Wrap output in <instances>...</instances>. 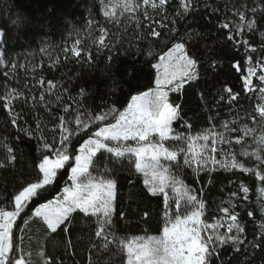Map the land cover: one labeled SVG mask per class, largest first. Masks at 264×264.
Returning a JSON list of instances; mask_svg holds the SVG:
<instances>
[{
	"label": "trees",
	"instance_id": "16d2710c",
	"mask_svg": "<svg viewBox=\"0 0 264 264\" xmlns=\"http://www.w3.org/2000/svg\"><path fill=\"white\" fill-rule=\"evenodd\" d=\"M178 3L179 0H171L166 3L165 10L174 15ZM189 4L195 6L190 7L183 20H177V33L173 35L171 24L164 29L158 27L163 12L139 10L110 17L106 14L110 0H0V32L6 31L0 44V95L13 90L21 93L20 97L13 95L14 107L22 110L27 126L35 130L39 121L40 131L36 135H43L49 141L55 137L58 141L63 131L58 117L65 115L66 120L72 119L62 112L64 106H69L72 111L77 107L75 101H80L84 106L81 111H96L103 102L111 105L114 101L122 111L132 95L154 88L155 70L149 66V60L157 62L158 54L166 51L172 43L182 42L188 53L198 60V75L168 97L170 103L180 105L182 110L183 121L173 122L174 131L200 135L211 130L224 133L234 141L238 132L225 133L222 123L237 130L251 128L254 131L248 137H241L243 147L233 143L229 150V145L225 143L219 147L224 148L227 155L219 151L214 155L229 164L235 155L237 162L258 170L261 165L255 162V156L249 159L242 153L255 152L260 147L257 140L264 134V120H261L258 111L261 105L259 92L255 84L251 92L243 89V80L233 64L239 61L246 73L248 56L253 61L264 59V51H261L264 49V0H189ZM253 9H256L255 13ZM238 10L255 20L253 30L235 29L236 23H242ZM13 21H19L18 26H14ZM225 22L229 24L228 28L222 26ZM150 26H154L161 35H149ZM229 36L233 39H228ZM102 40L108 47H102ZM244 40L249 42L247 54ZM253 48L255 51H252ZM149 50L156 55V60L148 55ZM109 54L111 60L107 58ZM49 81L54 85L51 89ZM229 89L231 94H238L236 102L231 100ZM57 94L60 100L56 99ZM41 95L44 96L43 101L40 100ZM184 121L191 125L190 129ZM68 127L74 129V122ZM253 135L256 140L252 139ZM87 138L84 136V139ZM152 140L159 138L153 136ZM123 143L137 146L136 141ZM177 143L186 147L187 141H164L165 147L170 150ZM202 143L198 141L197 145ZM6 146L11 147L18 157L10 162L9 167L0 168V207L11 210L12 195L22 184L36 178L40 152L37 140L11 125L7 110L0 107V160L7 156ZM110 146H116V142H111ZM57 147L60 145L57 144ZM75 147L78 150L79 144ZM110 155L104 153L107 167L112 169L107 178L115 179L117 188L113 223L107 229L109 239L114 236L119 241L161 235L164 220L162 195L153 196L148 192L143 182L145 177L135 171V156L109 158ZM52 158H55L54 154L50 156ZM163 164L168 165V162ZM98 167L102 172L104 163ZM193 168L185 166L182 178L205 202V216L210 222L226 216L219 209L234 206L245 226L246 240L240 246L241 250L237 252L225 246L218 253L219 258H213L212 264H264V243L258 247L249 243L254 234L259 240L264 232L260 227L264 220L261 212L264 197L259 193L264 184L254 172L239 168L216 166L211 172H200L198 177ZM89 171L99 178L93 167L90 166ZM169 174L176 175V169L173 168ZM68 175L70 168L67 166L59 170V188L49 192L47 199L59 196L65 184H70ZM209 180L211 183H208ZM240 185L249 188L247 200L242 198ZM166 191L170 200H174L175 193L171 189ZM233 193L237 195L232 196ZM47 199L42 202H47ZM175 210L173 204L170 215ZM185 210L182 200L180 211L183 213ZM249 211L252 216L248 215ZM72 216L75 217L74 224L67 232L59 234L46 232L38 219H30L25 225L18 218L17 225L24 229V258L30 264H44L45 259L51 261L53 258L55 264H126V250L118 243L109 244L107 249L100 247L103 238L95 236L99 229L98 217H88L79 212L72 213ZM14 232L20 235L15 225Z\"/></svg>",
	"mask_w": 264,
	"mask_h": 264
},
{
	"label": "snow or ice",
	"instance_id": "6c2138e0",
	"mask_svg": "<svg viewBox=\"0 0 264 264\" xmlns=\"http://www.w3.org/2000/svg\"><path fill=\"white\" fill-rule=\"evenodd\" d=\"M144 5H150L156 12H163L158 24L160 29H164L171 24V33H177V20H183L190 7L189 0H179L175 8V14L171 15L165 10L166 3L171 0H142ZM138 7L131 0H117L113 9L121 8L124 11H130ZM255 13L256 9L252 10ZM215 12V9H213ZM112 13L109 12L108 15ZM239 20L242 23H236L235 29L244 28L251 31L255 28V20H251L245 13L237 11ZM151 19V17H149ZM164 21H167L165 23ZM246 22V23H243ZM19 21H13L14 26H18ZM228 28L229 24L225 22L222 25ZM148 34L159 37L160 31L154 26H150ZM242 35V31L240 33ZM6 31L0 33V43ZM180 39H183L181 37ZM228 39H233L229 36ZM248 41L244 40L246 54L248 53ZM102 47H108L101 41ZM111 51V50H110ZM139 52L140 49L137 48ZM252 51H255L253 48ZM264 51V49H261ZM79 56V53H76ZM148 55L152 60H156V55L149 50ZM157 62L152 63L149 60V66L155 70V88H149L148 91L138 95H132L127 106L119 110L115 102L111 105L103 102L97 106L96 111L86 109L81 111L84 106L80 101H75L77 107L70 111L69 106H64L62 112L71 116V120H66L65 115L58 117L63 131L60 132L59 140L55 137L49 141L47 138L37 136L40 131V123L37 121L36 129L32 130L27 126L22 110L14 107L13 95L20 97L19 92H8L0 95V107L7 110V118L11 125L18 127V130L26 135L32 136L37 140V149L40 152L36 178L27 181L10 198L11 210L6 207H0V264H30L24 258L23 232L24 229L17 225L18 218L23 223L28 224L30 219H38L45 226V231L53 234L67 232L69 227L74 224L75 217L72 213H83L88 217H98L97 223L99 229L95 236L103 238L100 247L107 249L109 244L118 243L126 250V264H212L213 258H219L218 253L221 248L228 246L239 252L241 245L246 240L244 222L239 219V214L234 206L223 207L219 209L224 213L228 220L223 221L217 217L215 222L205 216L206 204L202 198L196 194V190L186 185L182 178V169L187 166L193 168L198 177L202 171L211 172L216 166L222 168H239L245 172H254L256 178L264 184V134H261L257 140L260 146L255 152H248L242 155L255 156V162L261 165L260 169H254L239 163L235 155L231 158V163H227L216 158V153L221 152L227 155V151L219 145L227 143L230 146L235 143L243 147L244 140L241 137H248L254 130L251 128L235 129L229 128L227 123H222L221 127L227 132H238L233 141L224 133L207 131L200 135H185L182 132H175L173 122L183 121L180 105L170 103L168 99L169 92L180 91L185 84L197 78L198 60L191 56L186 50L185 43L175 42L171 44L166 51L158 54ZM112 59L111 54L107 57ZM233 67L240 73L243 80L242 87L245 91L251 92L253 88V77L260 73L258 80L261 82L258 91L260 99L264 100V59L256 58L255 61L248 56L247 68L234 62ZM151 75V73H150ZM49 89L54 87L51 81L48 82ZM68 91V89H64ZM231 94V89L228 90ZM83 90H81V94ZM60 100L59 94L56 97ZM44 100V96H40ZM231 100L236 102L238 94H231ZM259 115L264 120V104L260 105ZM111 118V119H110ZM21 121L24 123L21 124ZM114 121V122H113ZM74 122L75 128H69L68 125ZM188 129L190 124L184 121ZM95 129V130H93ZM84 136H88L84 139ZM157 136L158 142L152 143V137ZM253 140L256 137L252 136ZM82 140V143L80 141ZM187 141L186 147H181L179 143L170 150L164 146V141ZM136 141L137 146L125 145L123 142ZM198 141L204 143L197 145ZM210 141V143H209ZM111 142H116V146H110ZM79 144L78 150L75 144ZM57 144L60 147H57ZM69 145L72 147L70 148ZM7 156L0 160V168H7L11 161L18 157L13 149L6 146ZM51 149V151H48ZM103 150V152L101 151ZM111 154L109 158H122L125 154L135 156V171L142 173L145 177L144 185L151 195H162L164 220L162 234L159 236H137L131 240L121 239L117 241L113 236L109 239L108 227L113 223L114 200L116 195L117 181L113 178H107L112 169L107 167V160L104 159V153ZM100 153V156H97ZM208 153V155H205ZM54 154L55 158L50 159ZM95 158V159H94ZM168 162V165L161 163V160ZM104 163V169L101 172L99 164ZM70 168V175L59 196L54 199H47L49 192L56 191L59 188L57 183L58 172L65 167ZM93 167L98 173L93 176L89 168ZM175 168L177 174L170 175L171 170ZM211 183V180L208 181ZM170 188L175 193V199L170 200L166 189ZM243 193V199H248L249 188L240 185ZM259 193L264 195V187L259 188ZM236 196L237 193L231 194ZM47 199V202H42ZM184 201L185 211H180L181 201ZM2 203V201H0ZM175 204V211L170 215V209ZM261 212L264 216V201L261 202ZM23 214V216H22ZM252 216L251 211L248 212ZM103 217V219H99ZM202 217H204L202 219ZM83 218V217H82ZM14 225L19 228L20 235L14 232ZM226 226V232L219 229ZM264 229V220L260 224ZM55 237H53L54 239ZM252 247H258L264 243V232L260 234L259 240L254 234L253 240L249 242ZM95 247V245H94ZM43 256V253H39ZM44 264H55V259L51 261L45 259Z\"/></svg>",
	"mask_w": 264,
	"mask_h": 264
},
{
	"label": "rangeland",
	"instance_id": "374dc122",
	"mask_svg": "<svg viewBox=\"0 0 264 264\" xmlns=\"http://www.w3.org/2000/svg\"><path fill=\"white\" fill-rule=\"evenodd\" d=\"M121 2H122V0H121ZM131 2L133 3V4H137L138 5V7H136V8H134V9H132V10H130V11H124L123 9H121V8H116V9H113V5L115 4V3H117V0H110V5L106 8V14L108 15V13L109 12H111L112 14L111 15H108V16H110V17H113V16H115V15H117L118 13H123V12H127V13H133V12H138L139 10H146L147 12H152V11H154L152 8H151V6L150 5H144L143 4V2H142V0H131ZM154 2H156V3H158V0H154ZM0 33H2V32H0ZM1 44V43H0ZM2 62V54H1V51H0V63ZM259 74H261L260 73V71H259V69L257 70V74L253 77V85L255 84L256 86H257V88H259L260 87V81L258 80V76H259ZM154 88H155V86H154ZM259 92V91H258ZM170 93L171 92H169V94H168V97H169V95H170ZM259 94V97H260V92L258 93ZM260 101H261V105L262 104H264V100H261L260 99ZM156 142H158V140H152V143H156ZM164 143V142H163ZM129 146H132V147H135V145H129ZM165 146V145H164ZM128 155H131V154H125V156H128ZM52 159H54V158H52ZM161 163H164V160L162 159L161 160ZM71 183V182H70ZM168 189H170V188H168ZM168 189H166V190H168ZM263 197H264V195H263ZM227 220H228V217L227 216H225L224 218H223V221L225 222V225H226V222H227ZM220 231H224V232H226V226L225 227H223V228H221V229H219Z\"/></svg>",
	"mask_w": 264,
	"mask_h": 264
}]
</instances>
